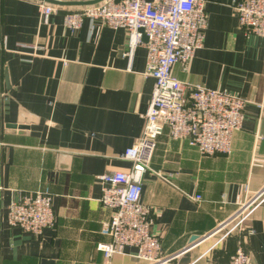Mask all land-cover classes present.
Returning <instances> with one entry per match:
<instances>
[{
  "label": "crops",
  "instance_id": "crops-1",
  "mask_svg": "<svg viewBox=\"0 0 264 264\" xmlns=\"http://www.w3.org/2000/svg\"><path fill=\"white\" fill-rule=\"evenodd\" d=\"M233 3L205 0L203 46L171 70L246 104L228 154L201 155L167 129L158 137L141 201L161 264H229L239 245L264 264V197L240 229L211 234L264 186V36L239 28ZM80 7L58 6L43 22L36 0H0V264H145L133 247L107 263L97 250L111 214L98 177L130 166L122 154L143 133L154 79L143 47L125 55V29L89 19L67 29L64 14ZM46 188L54 225L37 236L9 226L19 193Z\"/></svg>",
  "mask_w": 264,
  "mask_h": 264
},
{
  "label": "built area",
  "instance_id": "built-area-1",
  "mask_svg": "<svg viewBox=\"0 0 264 264\" xmlns=\"http://www.w3.org/2000/svg\"><path fill=\"white\" fill-rule=\"evenodd\" d=\"M36 3L43 22L58 10V6L44 1ZM204 5L205 0H101L64 14V25L70 31L79 29L84 19L125 29V55L131 60L134 51L143 47L145 74L154 79L143 133L122 154L130 166L98 177L102 185L99 201L111 210L100 229L108 241L97 244L106 263L126 247L135 248V257L145 264L167 260L159 237L150 231L151 210L141 201L144 174L150 170L157 139L165 129L170 139L186 141L201 155L228 154L234 133L241 129L245 99L198 83L182 82L171 71L176 64L187 65L202 48L207 24ZM233 9L245 34L264 36V0H234ZM3 48L4 41L0 40V52ZM263 197L264 186L211 234L222 231L223 239L240 229ZM7 222L11 227L40 235L55 223L52 193L47 188L19 193L8 205ZM229 264H251L250 256L239 245Z\"/></svg>",
  "mask_w": 264,
  "mask_h": 264
},
{
  "label": "water",
  "instance_id": "water-1",
  "mask_svg": "<svg viewBox=\"0 0 264 264\" xmlns=\"http://www.w3.org/2000/svg\"><path fill=\"white\" fill-rule=\"evenodd\" d=\"M37 1H44L46 3L55 5V6H86V5H92L97 2H100L101 0H86V1H67V0H37ZM197 237L193 236L191 238V241L195 240Z\"/></svg>",
  "mask_w": 264,
  "mask_h": 264
}]
</instances>
